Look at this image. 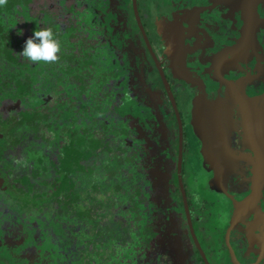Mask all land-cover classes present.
I'll return each instance as SVG.
<instances>
[{
	"label": "trees",
	"instance_id": "16d2710c",
	"mask_svg": "<svg viewBox=\"0 0 264 264\" xmlns=\"http://www.w3.org/2000/svg\"><path fill=\"white\" fill-rule=\"evenodd\" d=\"M94 1L96 4L100 3L99 0ZM78 2L79 0H6L4 8L9 9V11L14 7L21 10V6L24 5L31 9V20L33 21L27 22V25L26 21L21 23L22 32H20V36L24 37L25 41L32 37L36 30L50 29L60 43L61 52L58 53L57 62L24 61L22 56L17 57L15 48L8 45L7 39L13 36H9V33H3L1 36L0 45H4V48L0 47V55L3 54L8 63L6 62L5 65L6 71L4 70L0 74V99L3 102L0 105V190L10 196L20 211L29 209V214H33L37 218L29 232L35 241L39 240L40 237V230L36 226L43 221L46 212L56 211V216L46 225L45 229H55L63 236L66 231L60 226L62 215L59 209H62V213H68L71 212L74 201L84 200L85 204L91 201L98 217L93 218L89 224L92 233H94V242L85 246L84 256L98 255L100 259H106L105 255L108 252L110 238L113 237L119 241L123 236V231L127 232L126 229L124 230L122 222L116 220L115 216L108 220L109 211H116L110 207L113 199L111 190L116 189L119 192V189H124L126 181L131 178L138 179L134 182L131 181L128 189L133 208L139 210L141 204H152L159 209L158 216H165V218L163 217V224L159 220L157 223L147 226L146 233L149 238L144 245L137 247L140 264H146L147 261L149 264L177 263L174 258V256L177 258L174 254L175 249L168 248L166 252L162 251L164 234L162 229L164 223L168 224L167 221L171 226L177 228L179 233L177 241L182 244V248L185 247L187 250L189 245L193 246V251L188 250L189 256L194 257L193 252H195L196 257L202 259L190 232L180 189L178 175L179 134L173 127L171 129L169 126L168 132H162L161 127L166 122L170 125L172 120L176 126L177 120L174 112L173 119L166 117L165 113L153 115L151 109L145 105V97L138 98L135 95L133 98L129 96L126 100L123 99L124 102L120 106L117 105V109H122V114L128 116L129 113L130 115L132 112L135 113L138 109L137 106L140 105L149 111V124L140 125V120L137 117L131 121L128 127L123 128L121 133L117 131V128L112 133L108 130L111 123L105 126L106 123L104 124V122L101 129H94L93 131L84 126L82 129L57 126L55 134L58 131L62 132V138L59 140V148H61L59 154L58 150L60 149L56 147L57 138L53 137V132L48 131L49 125L52 123L44 124L46 119L53 116L50 108L26 107L22 101V98L28 97L25 92L32 98L39 94H50L51 83L56 82L54 80L56 77L53 73L44 74L43 70L47 68L46 65L56 66L58 62H62L64 71H75L79 64H84V72L77 77L79 78L81 93L85 94L90 78L93 76L87 77L84 73L90 75V72L95 70L97 43L102 42L103 45L109 46L110 40L114 47L119 46L130 51L133 48L132 43L126 42L125 38L134 37L136 36L135 32H138L140 38L138 39L146 49V57L152 64L151 71L146 74L144 85L153 87L155 92H164L160 104L169 110L165 85L137 23L133 0L130 3H114L110 9L103 7L105 14L103 11L99 13V21L105 19L104 16L109 15L111 11L116 10H119L120 17L123 19L113 22L115 31L112 35L106 34L97 40L90 39L89 33L80 23L79 13L89 6H80ZM146 2L147 0H139V9L145 27L150 32L149 36L155 42L156 35L151 33L152 26L148 21ZM1 12H3L2 0H0ZM45 13L49 16V24H46ZM1 31L2 23L0 22ZM20 45H23L24 48V44L18 43V46ZM86 48L91 50L85 52ZM125 81L127 82V80ZM118 82L122 84L123 81ZM127 86L129 88L131 84L127 82ZM6 91L20 96L21 101H17L18 99L14 96L9 97L11 101H7L5 99ZM8 104L13 105L10 112L5 113L3 110L6 106L8 107ZM42 129H45L44 133L39 136V131ZM65 133H68L66 137ZM126 133L129 136H125L124 141L129 142V144L139 143L140 148L133 150L131 155L129 154L125 158L121 154L128 152L122 139ZM36 151H39L38 158L32 159L30 155ZM139 154L147 156V169L141 172L140 166L138 170L130 172L126 166L130 160L135 161ZM153 155L156 156V160H154ZM36 162L38 165L35 164ZM136 174H141L142 178H137ZM137 182L142 183L137 184ZM50 185L54 191L49 190ZM101 196L105 198L99 202L98 199ZM0 203L2 204V202ZM128 209H132V206H128L126 210ZM91 211L90 208L88 211L77 210L79 216H85V218L93 217ZM140 218L138 217V220ZM69 237L71 236L69 235ZM98 237L101 240H98ZM105 239L106 241L103 242ZM11 247L15 250L16 244ZM103 247L108 248L105 250ZM142 250L146 251L147 254L145 255ZM33 253L32 251L28 255L30 259L25 260L22 264H26V262L27 264H36L35 259L37 257L35 258L36 254ZM10 256L8 258L0 252V264H20L14 259L16 255ZM73 263L83 264L82 261Z\"/></svg>",
	"mask_w": 264,
	"mask_h": 264
},
{
	"label": "flooded vegetation",
	"instance_id": "af4514ba",
	"mask_svg": "<svg viewBox=\"0 0 264 264\" xmlns=\"http://www.w3.org/2000/svg\"><path fill=\"white\" fill-rule=\"evenodd\" d=\"M180 1L158 8L156 26L169 32L173 21L177 24L182 18L181 47L186 49L182 69L187 78L200 80L181 78L175 84L159 57L183 124V180L190 221L208 262L198 247L202 259L197 258L201 264H264V102L259 101L264 95V59L260 58L264 55V0ZM191 12L194 20L188 19ZM158 39L153 42L149 36L159 56ZM171 54L169 61L175 57ZM170 69L176 70L175 66ZM167 96L171 117L174 112L177 120L176 126L174 120L169 126L179 134V169L181 121ZM192 128L196 143L189 141ZM162 132H168L167 127ZM193 163L204 171L199 176L207 195L201 201L199 194L189 191L186 177ZM182 198L185 202L183 194Z\"/></svg>",
	"mask_w": 264,
	"mask_h": 264
},
{
	"label": "rangeland",
	"instance_id": "374dc122",
	"mask_svg": "<svg viewBox=\"0 0 264 264\" xmlns=\"http://www.w3.org/2000/svg\"><path fill=\"white\" fill-rule=\"evenodd\" d=\"M99 1L100 3L98 4H96V1L94 0H79L78 2L80 6H89V8L79 13L81 17L80 23L89 33V38H94L95 40L105 36L106 34L112 35L115 31L113 22H118V20L123 19L120 17L119 10H116L111 11L109 15L104 16L105 19L99 21V13L103 11L105 14L103 7L110 9L114 3L120 4L123 2H131V0ZM146 3L148 7V21L154 28V35H156V38L159 37L160 39H158L159 44L157 46L159 52L158 54L159 57L163 59V62L165 60V63L167 64V71L170 80L175 84L181 81V78L192 81L193 78H187L182 69V66L185 67L186 58L183 55V52L186 51V49L181 47V37L184 35L182 18L179 19L177 24L173 21L174 26L169 29V32L168 28L164 27L165 29H163L161 26H158L157 29L156 26L158 8H164V6L169 8L172 5L180 4L181 1L147 0ZM5 4L6 0H2L3 12L0 13V22L2 23L0 42H2V34L9 33V36L13 37L7 39L8 45L15 48L17 57H20L21 55L19 54L22 53L24 48L23 45L18 46V43L24 45L26 43L24 37L20 36V32H22L21 23L26 21L27 25V22L33 21L31 20L32 12L31 9L25 5L21 6V10H19L18 7H14L11 11H9V9L4 8ZM45 14L47 18L46 24H49V16L47 13ZM188 19L194 20L192 12L190 13V17L188 16ZM124 28H122V30H124ZM135 34L137 37L134 38L131 36L133 41H137L135 39H138L139 37L138 32H135ZM130 43L134 44L131 40ZM0 47L4 48V45H0ZM96 48L95 52L97 54V64L95 65V70H89L91 71L90 75L84 73L87 77L93 76L90 78V83L85 94L81 93L80 82L77 77L79 74L84 72V64H79L75 71H64L62 68V62H58L56 66L50 64H48L49 66L46 65L47 68L43 70L44 74L53 73L56 77L54 78L56 82L51 83L52 86H50V94H39L38 96L32 98L25 92V95H28V97L22 98L26 107L33 106L45 109L48 107L50 108L49 110L53 113V116L46 119L44 124L48 125L49 123H52V125H49L48 131L53 132V137L57 138L56 147L58 148L60 147L59 140L62 138V132L58 131L55 134V128L57 126L71 128L78 127L79 129H82V126H84L90 131H93L94 129H101L104 126V122V124L106 123L105 126L111 123V127L108 130L112 131V133L116 130L115 128H117V131L121 133L123 128L131 124L133 117L122 114V109L120 108L121 110H118L117 105L119 104L120 106L129 96H132L133 98H135V95L138 98L147 96L145 105L151 109L150 111L152 114L165 113L166 117L172 118V112L163 108L158 99V97H162L164 92L156 95L152 87L144 85L146 74L151 71L152 65L149 61H146L147 64L145 63V55H143L144 52H142L143 50L140 51L143 49L142 46L140 47L139 45H136L133 50H130V53V51H126L122 47H114L113 43L109 40V46L103 45L102 42H98ZM90 50V48H86L85 52H89ZM171 51L174 53L175 57L174 60L169 61L167 55H172ZM260 58L264 59V55L261 54ZM23 60L27 61L28 59L24 58ZM6 62L7 61L5 60L4 55L1 54L0 74L4 70L6 71ZM204 64L205 63H202V65ZM170 66L173 68L175 66L176 70L173 72V70L170 69ZM261 71H263V69ZM195 77L196 76H194V79ZM115 79L120 82L123 81L122 84H119V82ZM124 80H127V82L131 84V87L128 88L127 84L124 83ZM198 80L199 79L196 81ZM193 81L196 82L195 80ZM13 96L18 99L17 101H21L20 96L18 97L8 91L5 92V99H7V101H11L9 97ZM1 103H3L2 99H0V105ZM12 105L8 104V107L6 106L3 111L5 113L10 112ZM188 107L189 106L185 107V111H187ZM139 112H143V114L142 116L137 117L141 119V122H147V120H149V111L140 106ZM227 121H225V123L229 126V121ZM212 124L214 127H217L215 122H212ZM212 124L208 126L206 123V127L213 128ZM164 126L167 127L168 130L170 129L168 122L163 123L161 127ZM160 128L158 129L160 130ZM44 130L45 129L39 131V136L44 133ZM192 130L193 128L189 130L191 132L189 135L191 140L189 141L190 143H196L195 139L198 137ZM67 134L68 133H65V137ZM125 136L128 137L129 135L126 133L123 137L121 136L123 142L126 144L128 152L121 154L123 157H125L126 154L131 155L133 150L140 148L139 143L129 144V142L124 141ZM65 137L63 136L64 140ZM59 149L58 153L60 154L61 148ZM148 153L150 154V152ZM38 155L39 151H36L30 156L32 159H36L35 157L38 158ZM155 157L156 156L153 155L154 160H156ZM189 160L192 161L193 158L190 156ZM35 164L38 165L37 162ZM193 164L195 167L186 169V177L189 181L190 187L189 191L193 192L194 195L199 194V200L201 201L206 199L207 195L204 183L201 181L202 178L199 176L202 173L204 174V171L203 169H199V166L195 163ZM140 166L141 172L147 169L148 164L146 155L139 154L135 161L127 164L126 168L132 172L138 170ZM125 175L127 176V174ZM137 178L141 179L142 175H137ZM134 180L138 179L131 178L129 181H126L124 189H119V192L116 189L111 190V193H113V199L110 207L116 211H109L110 215L108 216V220L115 216L116 220H120L122 222L123 228L124 230L126 229L127 232L123 231V236L119 241L113 237L110 238V245L108 244L109 248L103 247L105 250L108 248L104 264H122V261L123 264H135L136 255L139 257L137 246L142 244L144 245L149 238V235L146 233L147 226L155 224L159 220L163 224L164 216H158L159 209L155 208L154 205L141 204L140 210L138 211L133 208V205L131 204L132 200L129 198L128 189L131 185V181L134 182ZM140 183L142 182H137V184ZM50 189L54 191V188L51 185L49 186V190ZM104 198V196H101L98 201L101 202ZM0 202H2V204L0 203V252L2 255H6L10 258V255L14 254L16 255L14 257L15 261H18L20 264H22L25 260L28 261L30 259L28 255H30L32 251L34 252V255L36 254L35 258L37 257L35 259L36 264H71V260L75 261L83 259L84 262H91L90 260L93 258L92 256H84L85 246L94 242V233H92L89 224L91 223V220L93 221V218L98 217L91 201L86 204L84 203V200L74 201L72 203L73 207L71 212L68 213H62V209H59L62 215L60 218L62 220V225L60 224V226H62L66 231V234L63 236L60 232H56L55 229H45L46 225L54 220L56 216V211L46 212L43 221L36 226V228L40 230L39 240L36 241L29 235V232L32 229L33 223L37 221V218L33 214H29V209L20 211L19 208L15 206L14 201L10 198V196L6 195L2 190H0ZM198 202L199 201H195L196 205ZM128 206H132V211L131 209L126 210ZM89 208L92 209L91 213L93 217L85 218V216H79L77 210L88 211ZM138 217L141 218L138 220ZM167 223V225L164 223L162 229L164 232L162 238V251L166 252L168 248L175 249L174 254L177 256V263L174 264H194V262L201 264L196 257L195 252H193V259L188 254V250L193 251V246L189 245L187 250L185 247L182 248V244L177 241L179 234L177 232V228L171 226L168 221ZM69 235L71 237H69ZM98 240H101V238L98 237ZM139 240L140 242H138ZM105 241L106 239L103 242ZM15 244L16 247H14L15 250H13L11 246H14ZM97 244L99 245V243ZM28 252L30 253L26 254ZM143 253H145V255L147 254L146 251H143ZM94 257H96L97 260L100 259L98 255Z\"/></svg>",
	"mask_w": 264,
	"mask_h": 264
},
{
	"label": "water",
	"instance_id": "95a60500",
	"mask_svg": "<svg viewBox=\"0 0 264 264\" xmlns=\"http://www.w3.org/2000/svg\"><path fill=\"white\" fill-rule=\"evenodd\" d=\"M133 8H134V14H135V17H136V20H137V23H138V25H139V28H140V30H141V32H142V34H143V36H144V39H145V41H146V43H147V47H148V49H149V51H150V54L152 55V57H153V59H154V61H155V63H156V65H157V67H158V70H159V72H160V74H161V77H162V79H163V81H164V84H165V88H166V91H167V94H169V96H170V98H171V100H172V102H173V105H174V107H175V109H176V111L178 112V117L180 118V112H179V109H178V106H177V103H176V98H175V96H174V94H173V91H172V88H171V85H170V83H169V81H168V78H167V76H166V74H165V71H164V69H163V66H162V63H161V61L159 60V56L157 55V53H156V51L154 50V47H153V45H152V43L150 42V40H149V36H148V33H147V30H146V28H145V25H144V22H143V19H142V16H141V13H140V9H139V0H133ZM135 37H137V36H134V38ZM139 38V37H138ZM130 40L132 41V42H134V44L132 43V50L135 48V46L136 45H139L140 47L142 46V44L140 43V40L139 39H135V40H137V41H133V39L131 38V37H126L125 38V41L126 42H129L130 43ZM142 48L143 49H139L140 51H142V52H144L143 53V55H145V57H144V59H145V63H146V61H149V59L146 57V55H147V53H146V49L142 46ZM125 49V48H124ZM130 53H131V51H130ZM150 62V61H149ZM151 63V62H150ZM147 64V63H146ZM152 65V64H151ZM125 81V80H124ZM125 83L127 84V82L125 81ZM153 88V87H152ZM153 90H154V88H153ZM155 91V90H154ZM142 97H145L146 98V100H147V96H142ZM257 98V97H256ZM255 99V98H254ZM262 99H264V95L263 96H261V98H259V101H260V103H263L264 101H261ZM162 100L163 99H161V101H160V103H162ZM256 101V103H257V100H255ZM124 102V101H123ZM139 107L140 106H137V111H135L136 113H137V115L134 113V112H132V115H130V113H129V116H131V117H133V119H135V118H137V116H142V114H143V112H139ZM263 110H264V107H263ZM154 115V114H153ZM139 118V117H138ZM139 120H140V125H145L144 123H150V119L149 120H147V122H141V119L139 118ZM180 121H181V118H180ZM153 125V124H152ZM180 125H181V134H180V148H181V151H180V159H179V171H178V175H179V182H180V187H181V192H182V194H183V196H184V199H185V210L187 211V213H188V219H189V223H190V227H191V230H192V235H193V239H194V242H195V244L197 245V247L199 248V250H200V252L202 253V256H203V259L206 261V262H208V259H207V256H206V254L205 253H203V250L201 249V244H200V242H199V239H198V237H197V235L195 234V231H194V229H193V226H192V222L190 221L191 220V218H190V214H189V205H188V203H187V198H188V196H187V191H186V188H185V185H184V180H183V154H182V152H183V146H184V132H183V124H182V121H181V123H180ZM128 127V126H127ZM126 128V127H125ZM137 132H138V129H137ZM139 149V148H138ZM128 156V154H126L125 155V158ZM132 161H134V160H130L129 162H132ZM139 210H140V207H139ZM131 211H132V209H131ZM136 211H138V210H136ZM164 218H165V216H164ZM142 245H138L137 247H141ZM138 251V250H137ZM94 256H96V255H93L92 257V259L90 260L91 262H84V259L83 260H75V261H73L72 260V262H71V264H74L73 262H75V263H77V262H80V261H82V263L83 264H104V262L106 261L105 259H99V260H97L96 259V257H94ZM139 257H138V255H136V263L135 264H140V262H139ZM98 262H100V263H98ZM146 263H149V261H147ZM122 264H123V261H122Z\"/></svg>",
	"mask_w": 264,
	"mask_h": 264
},
{
	"label": "clouds",
	"instance_id": "9594fccd",
	"mask_svg": "<svg viewBox=\"0 0 264 264\" xmlns=\"http://www.w3.org/2000/svg\"><path fill=\"white\" fill-rule=\"evenodd\" d=\"M61 52L59 41L50 29L36 30L25 45L21 55L31 62L52 63L59 59Z\"/></svg>",
	"mask_w": 264,
	"mask_h": 264
},
{
	"label": "crops",
	"instance_id": "0c3cea01",
	"mask_svg": "<svg viewBox=\"0 0 264 264\" xmlns=\"http://www.w3.org/2000/svg\"><path fill=\"white\" fill-rule=\"evenodd\" d=\"M218 181V180H217Z\"/></svg>",
	"mask_w": 264,
	"mask_h": 264
}]
</instances>
